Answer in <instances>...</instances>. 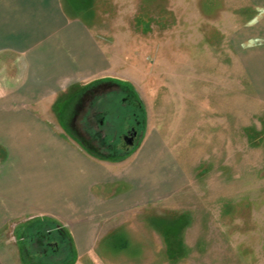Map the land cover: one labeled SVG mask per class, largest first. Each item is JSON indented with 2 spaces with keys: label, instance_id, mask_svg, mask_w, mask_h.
Wrapping results in <instances>:
<instances>
[{
  "label": "rangeland",
  "instance_id": "374dc122",
  "mask_svg": "<svg viewBox=\"0 0 264 264\" xmlns=\"http://www.w3.org/2000/svg\"><path fill=\"white\" fill-rule=\"evenodd\" d=\"M257 1L64 0V11L86 21L108 71L47 105L52 127L79 145L61 128L60 110L65 116L73 108L61 103L72 89L116 82L119 91L106 94L99 108L109 110L108 140L136 125L135 149L154 142V168L173 165L181 179L166 198L113 219L102 244L71 264H264V83L254 84L246 67L249 50L264 48V7ZM255 69L264 77L263 68ZM11 71L0 82L12 81ZM24 220L4 226L6 245L18 253L22 239L27 256L60 261L51 256L60 235L48 233L41 242L18 233ZM171 233L181 246L168 244ZM59 249L65 264L72 251Z\"/></svg>",
  "mask_w": 264,
  "mask_h": 264
},
{
  "label": "crops",
  "instance_id": "0c3cea01",
  "mask_svg": "<svg viewBox=\"0 0 264 264\" xmlns=\"http://www.w3.org/2000/svg\"><path fill=\"white\" fill-rule=\"evenodd\" d=\"M257 3L264 7V0ZM84 24L77 14L64 11V0H0V74L8 77L9 68L15 73L12 81L0 82V264L45 262L27 256L22 239L19 254L6 245L1 234L11 220L25 219L17 224L18 233L29 235L63 229L66 241L51 244V256L60 261L51 264L62 263L60 247L72 251L68 259L76 255L78 262L102 244L100 234L110 230L113 219L166 198L181 185L173 165L161 169L157 162L154 168L159 154L154 142L111 158L86 150L52 127L46 106L60 102L65 89L108 71L104 53ZM258 52L264 55V48L250 49L246 58L254 84L264 83L255 69H264ZM77 89L67 93L62 108L73 105ZM66 117L61 109V128L69 133Z\"/></svg>",
  "mask_w": 264,
  "mask_h": 264
},
{
  "label": "flooded vegetation",
  "instance_id": "af4514ba",
  "mask_svg": "<svg viewBox=\"0 0 264 264\" xmlns=\"http://www.w3.org/2000/svg\"><path fill=\"white\" fill-rule=\"evenodd\" d=\"M119 89L120 85L118 83L105 80L92 83L75 92L73 108L68 111L66 121H63L69 133L72 134L79 145L97 155L105 153L109 157L116 158L120 151L135 146L138 140L136 125L124 128L125 130L120 129L116 142L114 139L113 141L108 140L107 134L104 133V121L109 116V110H107V113L100 112L101 102L104 101L105 105L106 100L103 98L106 94L119 91ZM99 99L100 101H98ZM122 130L124 131L122 132ZM132 144L133 146H131Z\"/></svg>",
  "mask_w": 264,
  "mask_h": 264
},
{
  "label": "trees",
  "instance_id": "16d2710c",
  "mask_svg": "<svg viewBox=\"0 0 264 264\" xmlns=\"http://www.w3.org/2000/svg\"><path fill=\"white\" fill-rule=\"evenodd\" d=\"M127 87H129V86H127ZM130 88V87H129ZM130 92H132L133 94H134V92H133V90L132 89H130ZM121 157V156H120ZM111 158H114V157H111ZM49 220V219H48ZM49 222V221H48ZM38 233V234H37ZM57 233L60 235V239H63L64 241H66L65 240V236H67V233L63 230V229H60V230H58L57 231ZM33 234V233H32ZM35 235L34 236H38L37 238L39 239H41V242L42 241H47V239H48V235L47 234H45V233H41V232H38V231H36L35 233H34ZM167 236V242H168V244H170V246L174 243V244H176L177 246H181V244L178 242V240L177 239H174L173 238V236H174V234L173 233H171V234H167L166 235ZM169 237H170V239H171V241H169ZM35 240H36V237H35ZM50 240H52V239H49V241ZM71 241V240H70ZM43 244H45V242H43ZM168 244H167V246H168ZM50 245V244H49ZM25 253V252H24ZM39 253H41V252H39ZM71 260V259H70ZM68 261L67 263H65V264H71L72 263V261H73V259L71 260V261ZM28 264H30V263H28ZM39 264H44V263H39Z\"/></svg>",
  "mask_w": 264,
  "mask_h": 264
},
{
  "label": "water",
  "instance_id": "95a60500",
  "mask_svg": "<svg viewBox=\"0 0 264 264\" xmlns=\"http://www.w3.org/2000/svg\"><path fill=\"white\" fill-rule=\"evenodd\" d=\"M131 146H133V144H132ZM135 146H136V145H135ZM135 146H133V147L129 148V149H128V150H129V152L133 151V150L135 149ZM129 152H127L126 154H129Z\"/></svg>",
  "mask_w": 264,
  "mask_h": 264
},
{
  "label": "clouds",
  "instance_id": "9594fccd",
  "mask_svg": "<svg viewBox=\"0 0 264 264\" xmlns=\"http://www.w3.org/2000/svg\"><path fill=\"white\" fill-rule=\"evenodd\" d=\"M261 43H264V41H261Z\"/></svg>",
  "mask_w": 264,
  "mask_h": 264
}]
</instances>
